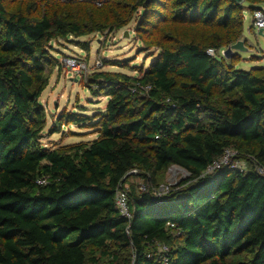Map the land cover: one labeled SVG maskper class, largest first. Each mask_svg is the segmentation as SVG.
Listing matches in <instances>:
<instances>
[{
	"label": "trees",
	"instance_id": "1",
	"mask_svg": "<svg viewBox=\"0 0 264 264\" xmlns=\"http://www.w3.org/2000/svg\"><path fill=\"white\" fill-rule=\"evenodd\" d=\"M159 1L139 0L142 18L195 23V40L157 43L139 77L91 74L105 108L61 114L57 125L96 121L97 137L48 149L39 99L56 65L51 44L92 30L0 0V264H160L156 243L170 264H264V177L254 172L264 168V76L206 54L237 42L243 5L264 0H169V15ZM227 149L246 171L206 173ZM171 166L188 178L154 196ZM133 171L141 186L126 185ZM120 189L130 220L115 205Z\"/></svg>",
	"mask_w": 264,
	"mask_h": 264
},
{
	"label": "rangeland",
	"instance_id": "2",
	"mask_svg": "<svg viewBox=\"0 0 264 264\" xmlns=\"http://www.w3.org/2000/svg\"><path fill=\"white\" fill-rule=\"evenodd\" d=\"M138 2L139 0H5V7L9 11H23L36 17L43 14L56 16L87 25L92 30L87 35L78 38L69 36L51 44L50 54L57 66L47 69L48 85L39 99L45 111V126L40 139L44 148L70 146L89 142L97 137L96 121L78 126L64 119L60 126L57 125L61 114L92 116L105 108L108 101L105 91L94 94L87 86L91 74L103 71L139 77L158 54L160 49L157 43L171 47L176 41L195 40V23L183 24L170 20L147 22V16L142 18L144 8L137 7ZM159 2V10L169 15V0ZM243 6L240 13L243 32L237 41L242 43V51H232V62L229 57L225 59L239 70L252 69L264 76V32L258 35L259 30L253 29L255 11L249 10L247 4ZM256 8V11L264 12L263 5ZM197 34L200 35V32L197 31ZM234 44L223 47L214 54L222 56ZM65 58L82 60L87 66L86 72L80 76L64 72L61 63ZM97 61L100 62V67L95 65ZM137 95L144 96L141 93ZM52 128L60 131L52 133ZM133 172L134 176L126 185L132 183L141 186L142 180ZM187 178V172L171 166L161 176L159 187L153 191L162 196Z\"/></svg>",
	"mask_w": 264,
	"mask_h": 264
},
{
	"label": "built area",
	"instance_id": "3",
	"mask_svg": "<svg viewBox=\"0 0 264 264\" xmlns=\"http://www.w3.org/2000/svg\"><path fill=\"white\" fill-rule=\"evenodd\" d=\"M253 28L257 30H261L264 32V12L263 11H255L253 14ZM225 53H222V56L226 58ZM206 54L208 56L214 57V50L208 49L206 51ZM62 68L64 72H69L73 76H80L81 74H84L86 72L87 66L86 64L77 58H65L62 63ZM96 67H100L101 64L99 61L96 62ZM237 152L232 149L225 150L223 156L218 162L213 163L211 166L208 167L206 170V173L212 172L215 169H218L222 165L232 164V167L235 169H238L241 172L246 171V163L242 160L237 159ZM254 172L257 175H260L264 177V168L262 166L254 164ZM134 173V172H133ZM39 184H42L43 182H38ZM144 188L141 187L140 191H143ZM154 196L161 197V194H158L157 192H152ZM169 192L163 194L162 196L168 194ZM115 205L119 211V214L121 217L130 220L131 219V213L128 208V202H127V194L126 191L123 189H120L117 191L115 196ZM155 255L158 257V261L160 264H170V260L168 258L169 248L165 246L164 244H155Z\"/></svg>",
	"mask_w": 264,
	"mask_h": 264
},
{
	"label": "water",
	"instance_id": "4",
	"mask_svg": "<svg viewBox=\"0 0 264 264\" xmlns=\"http://www.w3.org/2000/svg\"><path fill=\"white\" fill-rule=\"evenodd\" d=\"M236 1L241 3L242 0H236ZM257 33L258 35L263 34L261 30L257 31ZM232 51H242V43L237 42L236 44L232 45L229 49H227L225 56L230 58Z\"/></svg>",
	"mask_w": 264,
	"mask_h": 264
}]
</instances>
